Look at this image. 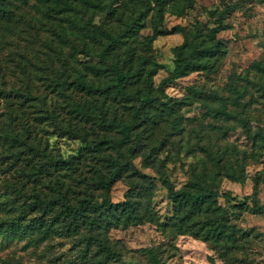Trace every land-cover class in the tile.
I'll return each instance as SVG.
<instances>
[{
    "label": "rangeland",
    "instance_id": "374dc122",
    "mask_svg": "<svg viewBox=\"0 0 264 264\" xmlns=\"http://www.w3.org/2000/svg\"><path fill=\"white\" fill-rule=\"evenodd\" d=\"M225 1L234 6L223 18L225 26L216 33L224 45L222 56L207 70L191 71L163 85L171 101L187 97L189 102L175 103L173 110L153 126V134L143 140V146L133 157L135 166L150 175L154 182L150 209L155 219L110 227L104 237L119 251L120 258L109 257L104 264H149L142 248L150 245L166 249L160 257L162 264H211L209 256L214 264H264V211H254L243 203L235 204L242 201L244 195L256 191L258 202L264 205V147L246 137L239 120V116H243L252 130L260 127L264 131V91L256 84H264V71L254 64L256 61L264 64V0ZM140 3L141 0H116L118 10L124 15ZM221 7L220 0H167L159 25L164 32L155 35L147 48L157 64L151 77L154 86L172 68V47L183 40L176 25L192 30L197 23L205 37L207 28L214 24L208 11ZM54 15L40 0H18L11 19L0 21V86L5 91L13 87L23 90L28 86L34 94L45 99L48 111L57 112L58 121L61 120L65 127L69 121H76L71 118L73 112L67 110L68 101L79 100L82 93L70 87L64 95L53 87V81L57 76L62 78L61 71L70 79L74 69L85 73L87 79H94L93 71L86 65L97 63V56L82 51L81 41L89 42L82 31ZM99 19L97 16L96 21ZM152 20L148 14L138 34L128 38L127 43L138 51L144 52L145 38L153 34ZM64 56L68 61L63 70L61 58ZM189 87L195 91H190ZM84 96L90 103L94 100L91 97L94 95ZM20 99L13 90L7 97L0 96L1 119L8 118L7 100H11L14 113L20 117L23 111L26 116L38 148L62 157L82 149L84 143L79 137L62 134L49 120L38 122L34 118L42 113L37 112L36 99L19 105ZM111 101L108 98L105 103L109 105V112L114 109L120 113L127 107L119 100L110 104ZM85 125L87 136L93 137L89 123ZM2 149L0 147V219L10 210L12 199L4 179H15L13 171L3 170L7 158L2 155L5 154ZM104 151L120 154L121 148L110 143L104 146ZM26 155L31 156L33 162L43 158L33 150ZM213 157H219V163L225 167L241 168L243 181L233 180L224 168L217 169ZM80 166L86 168L84 163ZM163 176L176 188L192 180L198 183L211 180L218 192L227 191L237 198L230 202H225L221 196L217 198L226 227L232 229L235 236L227 240L226 247L215 250L211 240L189 233L170 235L166 224L172 207L161 183ZM61 177L73 187L74 195L83 191L85 183L76 185L69 176ZM50 180L54 182L53 177ZM30 184L25 186L28 197L32 196ZM40 188L48 191L44 184L35 186L36 190ZM126 189V179H117L109 188V199H123ZM103 196L102 190L93 192L97 202ZM15 199V203L20 202L21 196ZM36 237L35 232L22 237L0 235V264H99L97 257L82 258L70 236L53 234L41 240Z\"/></svg>",
    "mask_w": 264,
    "mask_h": 264
},
{
    "label": "trees",
    "instance_id": "16d2710c",
    "mask_svg": "<svg viewBox=\"0 0 264 264\" xmlns=\"http://www.w3.org/2000/svg\"><path fill=\"white\" fill-rule=\"evenodd\" d=\"M17 1L0 0V21L11 19ZM40 1L51 8L54 16L76 27L89 38V42L81 41L82 51L97 56V63L86 65L95 77L87 79L85 73L77 69H74L70 79L63 71L60 72L62 78L55 77L53 87L64 95H67L65 91L70 87L71 90L82 93L79 100L68 101L67 110L73 112L71 118L76 121H69L65 127L61 120L58 121L57 112L48 111L45 99L34 94L28 86L23 90L13 87L9 91L0 86V96L7 97L8 92L13 90L21 98L19 105L36 99L37 112H42L34 116L38 122L49 120L62 134L79 137L84 146L67 157L38 148L31 137L29 123L23 111L18 117L10 106L12 101L7 100L8 118L3 120L0 117V147L5 152L2 155L7 158L3 170L13 171L15 179H4L12 199L10 210L0 219V235L5 238L22 237L35 232L37 240L53 234L70 236L82 258L87 255L97 257L99 264H104L109 257L120 258L119 251L104 237L110 227L155 219L154 212L150 209L154 182L150 175L135 166L133 157L143 146V140L153 134V126L165 113L173 110L175 103L183 105L189 102L187 97L171 101L165 94L163 85L191 71L207 70L222 56L224 45L216 37V33L225 26L223 18L234 5L220 0L222 7L219 10L208 11L214 24L207 28L205 37L201 35L197 23L192 30L176 25V31L183 34V40L172 47V68L154 86L151 77L156 72L157 64L147 48L155 35L164 32L159 25L167 0H141L136 9L125 15L118 10L116 0ZM148 14L153 19L154 30L151 36L145 38L144 53L127 41L138 34ZM97 16L100 19L96 21ZM67 61L65 56L61 58L63 70ZM254 64L264 71V64L258 61ZM256 84L264 91L262 82ZM189 89L195 91L192 87ZM83 93L98 97L91 96L94 100L90 103ZM108 98L112 100L110 104L119 100L127 107L120 113L114 109L109 112V105L105 106ZM235 102L237 103L236 99ZM239 120L246 137L264 147V131L260 127L252 130L249 121L243 116H239ZM86 123H89L93 137L87 136ZM110 143L120 146V154L104 151V146ZM31 150L43 158L33 162L31 156L26 155ZM213 159L217 169L224 168L233 180L243 181L241 168L225 167L219 163V157ZM81 163L86 168L82 169ZM65 175L74 180L76 185L85 183L83 191L74 195L73 187L61 177ZM52 177L54 182L50 180ZM120 178L126 179L127 189L123 199L111 201L109 188ZM28 182L31 183V197L27 196L25 190ZM39 183L44 184L48 191H42L41 188L36 190L35 186ZM161 183L172 207V214L166 224L171 231L170 235L189 233L203 240H211L215 250L221 246L226 247L227 240L235 237L232 229L226 227L219 209L222 206L217 202L219 196L225 202L237 201L234 195L227 191L218 192L211 180L200 183L192 180L176 188L168 177L163 176ZM96 190H102L104 194L99 202L93 198ZM20 196V202L15 203V198ZM241 200L235 204L243 203L254 211H264V205L258 202L256 191L244 195ZM209 212L211 215H208ZM165 250L154 245L142 248L149 264H162L160 257ZM209 259L214 264L211 256Z\"/></svg>",
    "mask_w": 264,
    "mask_h": 264
}]
</instances>
